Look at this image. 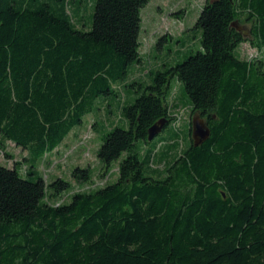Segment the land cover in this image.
I'll return each mask as SVG.
<instances>
[{"label": "trees", "instance_id": "1", "mask_svg": "<svg viewBox=\"0 0 264 264\" xmlns=\"http://www.w3.org/2000/svg\"><path fill=\"white\" fill-rule=\"evenodd\" d=\"M149 1L0 0V149L14 143L28 166L0 163V264H264V60L237 51L264 48V0H205L201 50L163 69L139 50ZM100 110L96 155L109 173L125 154L118 178L56 203L71 183L46 184L37 164ZM161 119L175 129L142 160ZM71 176L88 183L91 168Z\"/></svg>", "mask_w": 264, "mask_h": 264}, {"label": "rangeland", "instance_id": "2", "mask_svg": "<svg viewBox=\"0 0 264 264\" xmlns=\"http://www.w3.org/2000/svg\"><path fill=\"white\" fill-rule=\"evenodd\" d=\"M204 2L205 0H150L142 8L139 33L141 48L139 50L145 58H149L146 60V63H150L147 64L148 68L152 66L163 69L164 65L175 66L183 62L189 55L201 50L200 32L193 27L199 18ZM236 27L246 38L249 37L250 23L243 22L236 24ZM163 36L165 39L161 40ZM237 51L242 59L260 58L264 60V48H257L248 41L240 44ZM169 86L171 96L177 98L184 95L183 85L177 77L170 80ZM104 119H106L104 110L85 115L82 124L74 127L55 151L47 154L38 162L37 171L46 184L57 177L71 183V188L64 192L56 203L62 201L69 203L75 192L91 190L117 180L118 162L125 154L118 161L112 163V170L109 173L102 169L96 155L101 144V135L105 132ZM109 120H114L113 115L109 116L107 121ZM188 121L189 112L184 111L181 123ZM174 129L173 123H171L152 141L148 143H144L142 140L138 141L140 158L144 160L148 149L161 148L159 143L161 138H168ZM26 156L27 151L12 142L5 144L4 151L0 149L1 165L12 168L16 162L23 163L19 166L22 175L25 174L28 167L24 162ZM77 167H90L92 180L85 184L76 183L72 179L71 172Z\"/></svg>", "mask_w": 264, "mask_h": 264}, {"label": "water", "instance_id": "3", "mask_svg": "<svg viewBox=\"0 0 264 264\" xmlns=\"http://www.w3.org/2000/svg\"><path fill=\"white\" fill-rule=\"evenodd\" d=\"M191 138L194 146H199L205 142L209 135L210 131L205 124L204 120L200 117L199 114H194L191 118ZM167 124V119H161L157 123H154L147 132V141H152L155 136L162 132Z\"/></svg>", "mask_w": 264, "mask_h": 264}]
</instances>
